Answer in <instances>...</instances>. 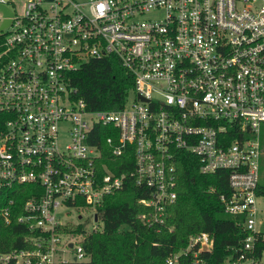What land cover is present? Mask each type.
Instances as JSON below:
<instances>
[{
	"label": "built area",
	"instance_id": "obj_1",
	"mask_svg": "<svg viewBox=\"0 0 264 264\" xmlns=\"http://www.w3.org/2000/svg\"><path fill=\"white\" fill-rule=\"evenodd\" d=\"M9 9H0V25L10 20L0 30V237L13 222L23 230L18 245L0 239V264L87 260L84 238L102 229L99 207L127 177L145 189L139 219L165 225L184 155L202 174L228 173L219 197L246 235L220 264H264V0H25ZM108 57L133 88L119 109H90L68 74ZM97 128L112 159L132 158L129 173L98 163ZM212 245L197 232L162 264H204Z\"/></svg>",
	"mask_w": 264,
	"mask_h": 264
},
{
	"label": "trees",
	"instance_id": "obj_2",
	"mask_svg": "<svg viewBox=\"0 0 264 264\" xmlns=\"http://www.w3.org/2000/svg\"><path fill=\"white\" fill-rule=\"evenodd\" d=\"M68 77L76 88V96L83 98L90 109H119L133 88L132 75L115 57L91 59L69 72ZM96 133L91 143L101 149L98 163L108 165L116 174L129 173L133 168L132 158L124 155L112 159L103 128H97ZM263 146L264 125L261 150ZM198 166V159L187 155L178 163V198L168 208L165 225H148L139 219L145 210L139 203L145 189L127 177L124 187L106 195L99 207L102 229L84 238L87 260L72 264H162L167 256L187 244L190 235L201 231L209 232L213 238L211 250L202 255L204 264H220L233 254L246 233L239 223L240 216L226 213L219 197L228 191V173L202 174ZM100 170L104 171L102 167ZM259 190L264 193L260 182ZM22 230L13 222L0 239L18 245L16 241L21 238Z\"/></svg>",
	"mask_w": 264,
	"mask_h": 264
},
{
	"label": "rangeland",
	"instance_id": "obj_3",
	"mask_svg": "<svg viewBox=\"0 0 264 264\" xmlns=\"http://www.w3.org/2000/svg\"><path fill=\"white\" fill-rule=\"evenodd\" d=\"M24 1L25 0H12L8 3V6L13 8V9H16L17 12H20L22 10V6L24 4ZM1 23V21H0ZM1 34V33H0ZM261 162H260V184L264 185V146H263V150H262V155H261V158H260ZM264 195V194H263ZM261 200L264 202V198L261 197ZM83 215V219L81 220L82 223H83V226L84 228H87L89 229L90 228V224H91V216H90V213H89V210H81L80 211ZM77 216V212L76 210H71L67 215H66V218L67 219H70L74 222H78L79 220L76 218ZM91 233V232H90ZM88 234V233H87ZM86 234V235H87ZM68 239L69 238H74L72 236H66Z\"/></svg>",
	"mask_w": 264,
	"mask_h": 264
},
{
	"label": "water",
	"instance_id": "obj_4",
	"mask_svg": "<svg viewBox=\"0 0 264 264\" xmlns=\"http://www.w3.org/2000/svg\"><path fill=\"white\" fill-rule=\"evenodd\" d=\"M8 1V0H6ZM0 9L2 10V14L4 16H11L13 13L12 11L9 9V7L6 4H0ZM9 19L4 20V22L0 25V30L3 28V26H6L9 23Z\"/></svg>",
	"mask_w": 264,
	"mask_h": 264
}]
</instances>
